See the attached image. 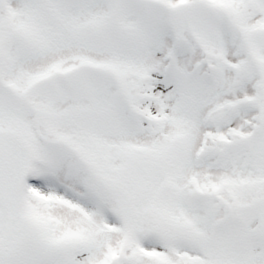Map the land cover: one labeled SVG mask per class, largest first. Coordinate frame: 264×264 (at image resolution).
<instances>
[{"label":"snow or ice","instance_id":"1","mask_svg":"<svg viewBox=\"0 0 264 264\" xmlns=\"http://www.w3.org/2000/svg\"><path fill=\"white\" fill-rule=\"evenodd\" d=\"M0 264H264V0H0Z\"/></svg>","mask_w":264,"mask_h":264}]
</instances>
